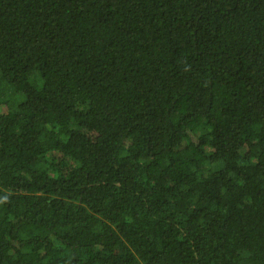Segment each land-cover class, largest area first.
Wrapping results in <instances>:
<instances>
[{"label": "trees", "instance_id": "obj_1", "mask_svg": "<svg viewBox=\"0 0 264 264\" xmlns=\"http://www.w3.org/2000/svg\"><path fill=\"white\" fill-rule=\"evenodd\" d=\"M0 264H264V0H0Z\"/></svg>", "mask_w": 264, "mask_h": 264}]
</instances>
